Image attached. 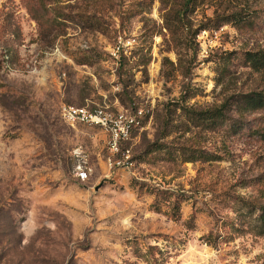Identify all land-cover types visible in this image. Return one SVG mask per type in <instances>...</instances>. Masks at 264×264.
<instances>
[{"label":"rangeland","instance_id":"1","mask_svg":"<svg viewBox=\"0 0 264 264\" xmlns=\"http://www.w3.org/2000/svg\"><path fill=\"white\" fill-rule=\"evenodd\" d=\"M263 50L264 0H0V264L137 263V243L165 264H264L248 216L264 206V110L241 104L264 93L246 61ZM102 104L143 112L119 154L60 117ZM223 106L213 129L193 117ZM154 187L186 197L179 221Z\"/></svg>","mask_w":264,"mask_h":264},{"label":"trees","instance_id":"2","mask_svg":"<svg viewBox=\"0 0 264 264\" xmlns=\"http://www.w3.org/2000/svg\"><path fill=\"white\" fill-rule=\"evenodd\" d=\"M190 4L186 5V9ZM179 22V21H178ZM168 23V22H167ZM181 24V21L179 22ZM168 27V26H167ZM246 61L249 63L250 67L257 71V72H264V50L259 51L256 53H248L246 54ZM241 104L246 106V110H250L253 112L264 110V93H253L247 96H243ZM226 106L214 109H208L205 111H197V113L193 116L196 121L200 123L208 124L210 129L217 127L219 122L221 124L225 121V111L224 108ZM264 138V136H263ZM164 150L162 145L158 146L156 151ZM134 186H138L140 190H143L147 185L139 182L133 183ZM152 188V187H151ZM147 191L151 192V194L155 197V201L153 204V209L158 212L162 213L163 209H166V214L169 215L172 219L179 221L181 205L186 199L184 195L176 194L169 190H162L159 188L147 189ZM249 205V204H247ZM248 216L251 217L252 222L255 223L253 227H249L250 231L257 236H264V206L257 208L255 206L249 205ZM193 220H190L187 223V227L189 230L193 229ZM238 226V227H236ZM235 224L233 227L236 229L235 231H245L243 229L244 223L242 224ZM240 227V228H239ZM209 245L212 244V241L209 240L207 242ZM134 248V255L137 259V263L132 262H125L124 264H165L168 253L162 252L161 250L157 249L156 247L152 246H145L143 248L141 245L135 244Z\"/></svg>","mask_w":264,"mask_h":264},{"label":"built area","instance_id":"3","mask_svg":"<svg viewBox=\"0 0 264 264\" xmlns=\"http://www.w3.org/2000/svg\"><path fill=\"white\" fill-rule=\"evenodd\" d=\"M143 112L128 114L124 111H114L106 104L85 107L63 106L60 111L62 121L70 126H85L102 130L108 136V148L111 154H119L124 144L132 139L135 130L141 127ZM120 165V162L117 163ZM91 169L85 161L76 168V178L79 182L90 179Z\"/></svg>","mask_w":264,"mask_h":264}]
</instances>
